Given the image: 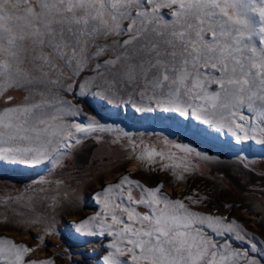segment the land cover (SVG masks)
Here are the masks:
<instances>
[{"label": "snow or ice", "instance_id": "1", "mask_svg": "<svg viewBox=\"0 0 264 264\" xmlns=\"http://www.w3.org/2000/svg\"><path fill=\"white\" fill-rule=\"evenodd\" d=\"M137 120L264 148V0H0V167L64 170L86 139L110 138L137 173L166 178L125 172L71 192L57 180L49 195L41 177L30 194L0 193V229L34 241L0 234V264H264V238L205 211L212 193L192 186L207 179L201 161L218 158L129 131ZM237 162L254 171L249 157ZM68 199L99 210L74 213L66 239L56 214ZM53 235L65 246L40 256Z\"/></svg>", "mask_w": 264, "mask_h": 264}, {"label": "rangeland", "instance_id": "2", "mask_svg": "<svg viewBox=\"0 0 264 264\" xmlns=\"http://www.w3.org/2000/svg\"><path fill=\"white\" fill-rule=\"evenodd\" d=\"M85 111L90 114H98V118L101 119L112 115L111 112L101 110L96 105L91 108L85 105ZM127 112L129 117H132L131 110L129 109ZM133 119L135 118L133 117ZM125 123L128 125V130L133 133L147 132L151 135L153 131L163 132L172 139L183 140L184 143H190L199 150L217 157L218 159L213 161H201V167L207 179L200 180L197 178L192 181L193 187L199 186L202 189L206 187V190L213 195L212 203L209 209H205V211L211 210L213 212L218 211V214H230L243 222L250 231L264 238V148L254 142L225 147L220 141L194 136L188 132L181 133L158 123L153 124L151 121L137 120L135 123L128 121H125ZM241 149L243 150L241 151ZM237 154L250 158L253 162V172H247L239 166ZM122 157L121 148L114 145L110 138L104 143L86 139L77 151L75 160L70 161L64 170L37 169L30 171L7 165L0 167V193L6 195L30 194L34 182L41 177L53 181V192L48 193L49 195L54 194L55 181L57 180L65 181V185L60 188L61 192H71L73 188L81 186V181L90 179L93 187H99L98 180L114 182L125 172L133 173L135 178H140L148 183L166 179L162 175L149 176L147 172L137 173L140 162L126 161ZM45 187L48 186L45 185ZM184 188L185 185L180 184L175 187L174 191L172 187H169L168 191L171 195H180ZM228 203H232L236 207L229 209L223 206ZM39 207L42 209V206ZM98 210L97 205L91 200L88 201L87 207H77L72 204L71 199H68L64 209L56 214V222L65 238L68 239L72 231L71 221L78 218L74 213L79 211L81 214L87 215ZM70 213L73 214L70 215ZM39 232V227L32 229V234ZM0 234L14 236L17 240H25L29 243L34 242L27 231L18 233L0 229ZM48 242L49 247L45 251L39 252L40 256L47 253L55 255L65 246L59 237L55 235L50 236ZM53 245H57V247L51 248ZM73 251H76L75 247ZM89 263L94 264V262Z\"/></svg>", "mask_w": 264, "mask_h": 264}, {"label": "bare ground", "instance_id": "3", "mask_svg": "<svg viewBox=\"0 0 264 264\" xmlns=\"http://www.w3.org/2000/svg\"><path fill=\"white\" fill-rule=\"evenodd\" d=\"M138 162V161H137ZM138 164V163H137ZM132 165V164H131ZM134 165V164H133ZM130 166V165H129ZM138 166V165H137ZM51 248H53V246L51 247ZM89 262H93L91 259H89ZM90 264V263H89Z\"/></svg>", "mask_w": 264, "mask_h": 264}]
</instances>
